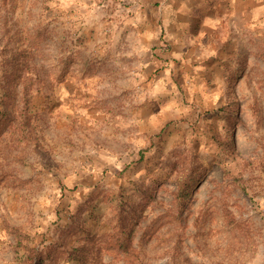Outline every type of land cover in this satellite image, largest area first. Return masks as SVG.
Wrapping results in <instances>:
<instances>
[{
    "label": "rangeland",
    "instance_id": "1",
    "mask_svg": "<svg viewBox=\"0 0 264 264\" xmlns=\"http://www.w3.org/2000/svg\"><path fill=\"white\" fill-rule=\"evenodd\" d=\"M162 3L0 0V264H128L126 218L137 264H264V23L222 69L154 71Z\"/></svg>",
    "mask_w": 264,
    "mask_h": 264
},
{
    "label": "crops",
    "instance_id": "2",
    "mask_svg": "<svg viewBox=\"0 0 264 264\" xmlns=\"http://www.w3.org/2000/svg\"><path fill=\"white\" fill-rule=\"evenodd\" d=\"M160 8L164 34L142 44L154 71L176 60L222 69L239 27L248 29L252 19L264 23V0H163Z\"/></svg>",
    "mask_w": 264,
    "mask_h": 264
},
{
    "label": "trees",
    "instance_id": "3",
    "mask_svg": "<svg viewBox=\"0 0 264 264\" xmlns=\"http://www.w3.org/2000/svg\"><path fill=\"white\" fill-rule=\"evenodd\" d=\"M3 117L0 118V129L5 123ZM197 167V166H196ZM190 168L186 163H182L178 170L172 171L176 177L175 182L177 191L175 193V206L182 211L187 207L195 189L202 181L201 167ZM196 168V169H195ZM135 219H119L118 225L114 231L109 234V244L112 249L117 250L125 255L128 264H137V256L132 248ZM80 260H84L82 255H77Z\"/></svg>",
    "mask_w": 264,
    "mask_h": 264
}]
</instances>
